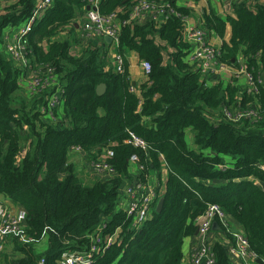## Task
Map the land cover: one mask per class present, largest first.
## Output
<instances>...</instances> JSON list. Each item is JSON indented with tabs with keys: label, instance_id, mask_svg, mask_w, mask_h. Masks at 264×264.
Returning <instances> with one entry per match:
<instances>
[{
	"label": "trees",
	"instance_id": "16d2710c",
	"mask_svg": "<svg viewBox=\"0 0 264 264\" xmlns=\"http://www.w3.org/2000/svg\"><path fill=\"white\" fill-rule=\"evenodd\" d=\"M37 1L0 7V191L26 210L30 238L16 240L22 255L10 264H63L65 252H85L93 235L118 229L122 236L92 264H182L185 238L196 236L197 217L214 202L240 224L264 264V0L236 2L235 16L203 14L204 28L223 39L219 62L236 70L246 66L256 81L263 80L256 92L236 82L206 83L198 64L187 58L192 44L183 33L191 8L176 0H163L170 14L160 24L154 19L123 23L137 0L101 1L100 13L115 12L121 21L120 72L99 47L77 55L68 37L52 40L86 9V0H53L23 37L29 62L21 68L7 50L5 33L25 23ZM127 50L150 63L142 83L131 77ZM48 66L56 81L51 92L58 88L62 96L55 120L42 111L48 92L24 93L20 80ZM101 83L106 89L98 94ZM250 107L260 117L234 121L225 116L226 108ZM188 129L196 147L187 139ZM74 148L85 152L91 170V162L113 150L107 162L114 172L84 184L68 160ZM224 154L234 160L227 162ZM132 161L140 166L137 175L130 171ZM164 164L169 171L162 209L159 197L151 218L136 229L118 208L122 188L151 180L149 173ZM46 235L48 246L38 252L36 244ZM212 248L217 264H230L225 244L216 241Z\"/></svg>",
	"mask_w": 264,
	"mask_h": 264
},
{
	"label": "built area",
	"instance_id": "2783aa9c",
	"mask_svg": "<svg viewBox=\"0 0 264 264\" xmlns=\"http://www.w3.org/2000/svg\"><path fill=\"white\" fill-rule=\"evenodd\" d=\"M3 0H0V4ZM102 0H86L85 13L90 26L95 32L101 36H112V41L117 47H120V27L121 21L117 18L115 12L102 14L99 11V4ZM235 3L243 0H234ZM53 0H38L33 9L30 18L23 24L11 28L10 32L5 33L6 47L17 66H27L29 60L27 57L26 44L23 37L32 30V26L36 19L52 5ZM169 4L159 0H137L132 6L130 17L124 20L123 23L130 21H145L146 13L150 10H155L153 19L160 24L159 16L164 15L166 18L170 14L168 12ZM184 39H189L192 43L190 51V61L198 64V69L204 74L211 70H224L226 67L218 60L220 49L208 39L206 32L196 26H186L183 34ZM118 63L116 71H122L124 58L119 53L116 55ZM146 72L150 71V63L143 61ZM241 70L246 71V67L242 66ZM247 72V71H246ZM250 81L249 92H256L258 84L263 83L262 79L256 81L254 77L248 74ZM25 82L27 91L31 94L48 92L46 102L42 107V111L50 118L56 119L55 109L62 102V96L59 91L51 92L56 81L53 74V68L48 66L45 70L38 69L30 71L29 75H25L22 80ZM225 116L234 121L242 119H257L260 113L255 108L225 110ZM134 140L139 145H144V141L136 136ZM113 155V150L108 149L103 152L96 161L91 162L95 170L99 173H113L114 169L107 162V158ZM136 159V156L133 157ZM151 180H137L133 183H127L123 188V197L125 203V211L127 216L132 218V226L139 229L143 226L146 220L151 218L156 200L160 197V191L155 185H152ZM127 202V207H126ZM27 212L23 208L17 212H13L0 201V264L6 248L7 238L9 236H18L22 242H29L28 234L23 231V226L26 223ZM220 221L226 232L233 234V239L228 247V256L230 264H254L258 263L257 255L250 247L249 240L240 226H231L227 220V212L224 207L217 203H211L205 212L200 214L196 219V224L199 228V233L196 236L199 240V245L192 253L193 264H217V256L212 248L210 232L214 221ZM234 228H237L235 231ZM122 230L118 229L112 235H103L101 232L96 233L92 237V244L85 252H65L63 255V264H92L94 258L102 255L107 248L119 240ZM27 233V232H26ZM44 259L40 263H43ZM6 263V264H10ZM260 263V262H259Z\"/></svg>",
	"mask_w": 264,
	"mask_h": 264
},
{
	"label": "crops",
	"instance_id": "0c3cea01",
	"mask_svg": "<svg viewBox=\"0 0 264 264\" xmlns=\"http://www.w3.org/2000/svg\"><path fill=\"white\" fill-rule=\"evenodd\" d=\"M12 1L15 0H3L2 3L0 4V7L4 3H11ZM250 1L254 2V1H263V0H250ZM176 2L179 6H185L191 8L192 13L186 17V26H196L202 28L206 32V36L208 37V39H210V41L214 43L217 48L220 49L223 39L219 37L214 31L207 30L204 28L203 14L205 12H211L212 10H214L216 13L220 14L221 16H225L227 14H232V16H235L234 13L235 1L234 0H176ZM155 13H156L155 10L148 11L146 13L145 20L153 19V15ZM117 19L118 17L116 18V20ZM159 19L161 23L166 19V17L160 14ZM10 31L11 30H9L8 32ZM67 37L72 41L71 51L73 54L78 55L83 53L85 50L89 48L99 47L102 52H106L109 55L110 66L113 69H116L118 65L116 61V55L119 54V48L117 47L115 42L108 41L105 36H101L100 34L94 31V29L90 26V22L87 19L85 9L79 10L77 12L75 21L68 28V30L54 36L52 40H55L57 38L62 39ZM230 37H231V26L230 24H228L225 39L229 40ZM185 40L190 41L189 39H185ZM126 54L128 56L129 65H130L129 71L133 81H135L136 83H142L143 81L147 80V72L144 66L142 65L143 61L139 58L138 53L135 50H127ZM189 55H190V51L188 53V57ZM240 59L242 63L243 57L241 56ZM29 74L30 71L28 73L23 74L20 77V80H22V78L25 75H29ZM248 74L249 73L246 72L245 69L236 70L232 67H228V68L226 67L223 71L220 69L211 70L210 72L205 74V78H206V83L208 85L216 84L219 81L230 82V83L236 82V84L239 85L240 87L249 90L250 81ZM21 83L23 84L24 93H29V91H27V89L25 88L26 87L25 82L23 83L21 81ZM193 135L194 134L192 130L188 129L187 139L192 144V147H196V145L194 144ZM68 160L75 165V168L78 171L79 176L84 184H93L95 181L104 179L106 176H108L107 173H99L95 170H91L88 164V158L85 152L81 149H75V148L72 149L71 152L69 153ZM139 167L140 166L136 161H132L129 166L131 173L134 175L138 174ZM225 167L226 165L223 164L221 165L222 169H224ZM168 171L169 170L167 166L164 164L161 171H152L149 173L151 182L155 184L157 187H159V191L162 195L166 190ZM0 201L4 203V205L13 212H17L18 210L23 209L13 200L7 197L5 194H3L1 191H0ZM126 207H127V202H126ZM118 208L125 209L124 199H122V202L119 203ZM227 220L231 226L234 227L240 226V224L232 217V215L228 213H227ZM26 230H27V223H25L23 226V231H25V234H27ZM196 236L185 238L183 245L184 255L182 259V264H193L192 253L194 249L199 245L198 244L199 240L197 239ZM210 239L212 242H216V241L222 242L227 246V248L231 244V240L228 233L225 231L221 222L218 220L214 221L212 225L210 232ZM16 240L22 243L21 239L18 236H9L7 238L5 252L3 254L1 261L2 264L9 263L13 259L20 257L22 255V252L17 247V244L20 243H18ZM44 240H46V242H44ZM47 246H48L47 235L40 242L36 244V248L38 252H43L47 248ZM254 264H262V263L256 262Z\"/></svg>",
	"mask_w": 264,
	"mask_h": 264
},
{
	"label": "water",
	"instance_id": "95a60500",
	"mask_svg": "<svg viewBox=\"0 0 264 264\" xmlns=\"http://www.w3.org/2000/svg\"><path fill=\"white\" fill-rule=\"evenodd\" d=\"M106 39L111 42L113 38H112V36H106ZM105 89H106L105 83L99 84L97 86V92H98V94H102L105 91ZM163 203H164V198H160L159 203H158V206H157L158 207V210H161L162 209ZM234 230L236 231L237 228H234ZM198 233H199V228H197V230H196V235H198Z\"/></svg>",
	"mask_w": 264,
	"mask_h": 264
},
{
	"label": "rangeland",
	"instance_id": "374dc122",
	"mask_svg": "<svg viewBox=\"0 0 264 264\" xmlns=\"http://www.w3.org/2000/svg\"><path fill=\"white\" fill-rule=\"evenodd\" d=\"M189 60V57H188ZM224 158L227 162H231L234 160L233 156L231 154H224ZM44 242H46V240H44ZM38 246V245H37ZM115 264V263H114Z\"/></svg>",
	"mask_w": 264,
	"mask_h": 264
}]
</instances>
